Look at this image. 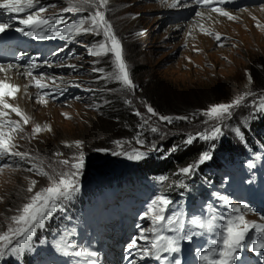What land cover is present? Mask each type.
I'll use <instances>...</instances> for the list:
<instances>
[{"label":"rangeland","instance_id":"obj_1","mask_svg":"<svg viewBox=\"0 0 264 264\" xmlns=\"http://www.w3.org/2000/svg\"><path fill=\"white\" fill-rule=\"evenodd\" d=\"M40 2L38 7L47 8V12L42 15L50 20L61 17L62 28L86 19L93 10L85 7L84 11L79 12L60 11L76 4L77 0ZM173 2L174 0H109L104 9L106 19L112 24L113 31L121 42L129 76L136 86L132 89H125L119 81L109 77V73L116 71L114 54L102 57L90 54L89 50L105 39L102 33L75 35L74 44L73 39L69 38L73 35H68L66 41L56 44L47 52L45 60L42 56L45 46L39 49L41 51L37 50L38 53L32 50L35 54L32 58L25 54V60H22L17 56L16 62L24 65H19L21 75L29 70L32 77L44 76L45 68L50 67L45 75L49 77L47 80H52L58 93L45 96L46 102L43 104L35 102L37 99L34 96L24 94L29 103L35 102L36 107L31 111L33 114L28 116L29 122L20 123L22 131L12 133V143L15 145L13 151L26 152L29 156L23 160L10 155L0 156V232L15 227L11 218L18 214V209L29 202L35 192L49 186L47 176L40 175L35 169L29 171L33 164L58 178L61 172L75 171L59 161H74V158L83 153V167L74 177L77 187L84 184L87 193L93 194L96 191L108 197V190H97L98 184L104 186L110 184L113 177L127 179L144 173V166L137 167L142 160L148 158L129 159L134 150H158L167 144L168 139L173 140V148L176 149L179 146L177 136L182 138L181 144L184 146L189 135L210 134L214 127L219 126L222 135L211 140L212 144L207 145L205 150L198 151L195 156L197 160L201 153H216L211 162L207 160L203 163L202 176L195 181V185L200 187L197 190L199 193L204 190L201 186L210 185L212 172L217 178L222 174V170H217L219 163L215 158L217 154L223 153L226 146L223 141L233 140L237 129H243L244 126H250L257 132L264 130V0H239L237 5H216L235 19L216 12L214 15L197 16L196 12H201V8L191 3V0H177L176 6H172ZM12 18L8 17L7 20ZM16 24H11L6 31L15 29ZM201 26L205 31L201 30ZM47 29L54 33L58 30L55 26H49L45 30ZM216 34H220V40L215 38ZM16 49H20L19 43ZM13 52L14 50L8 52L12 56L8 63L14 62ZM31 63L36 66L32 67ZM57 64L62 66L54 67ZM93 68L103 71H93ZM10 69L12 71L14 68ZM53 73L59 74L53 76ZM64 81L66 83L62 87ZM248 91L254 95L246 97L242 105L235 108L227 119L214 121L203 114L211 105L230 103L238 95ZM145 103L161 115L186 116L188 119L173 120L171 124L160 121L158 116L148 119L151 114L147 112ZM123 107L133 116L136 132H128L126 118L121 122L115 117L124 112ZM137 112L141 115H136ZM109 116L111 120L107 118ZM145 119H148L147 124H144ZM37 124L41 128L47 125L51 131L45 129L34 134L33 127ZM114 125L116 130L111 131L110 128ZM153 127L159 128V131L152 132ZM257 138L261 140L259 136ZM137 140H142L143 143H137ZM77 141L80 142L79 145L76 144ZM113 141L121 143L117 145ZM153 145L156 146L154 149ZM170 152L171 149L166 151ZM107 153H112L113 157ZM133 167L136 169H132ZM160 177L157 176L160 183L159 196L166 197L169 192L164 194V190L176 178L168 176L161 180ZM32 181L36 184L33 191L29 192ZM76 193L81 194L80 189ZM91 198L93 200L92 196ZM104 203L102 200L100 205L103 206ZM108 204L114 207L116 214H120L114 202L108 200ZM160 205L158 200L155 204L151 203L154 211H159ZM64 206L69 208V203ZM95 214L103 215L99 211ZM147 215L148 224L151 225L153 213H142L143 217ZM239 215H243L249 222L250 215L246 212L239 211L237 216ZM63 218L60 211L54 212L45 219L42 227L36 226L27 239L24 236L14 238L12 246L25 251L40 247L58 235L50 227ZM100 219L110 223V220ZM111 232H115L113 227ZM248 234L253 232L250 230ZM18 240H25V244L19 245ZM128 244L129 241L126 240L112 245L103 254L121 251ZM254 253L264 255V249ZM19 256L20 253L15 255L7 252L0 259V264H13Z\"/></svg>","mask_w":264,"mask_h":264},{"label":"snow or ice","instance_id":"obj_2","mask_svg":"<svg viewBox=\"0 0 264 264\" xmlns=\"http://www.w3.org/2000/svg\"><path fill=\"white\" fill-rule=\"evenodd\" d=\"M109 0H77L76 4L72 5L69 8H63L61 12L73 11L79 12L84 11L85 7L93 9L89 12V15L86 19H81L74 24L65 25L64 28L60 29V32L64 35H81L87 33L93 34H103L104 40L100 41L98 44L94 45L89 51L90 54L94 57H102L107 54H114V64L116 71L109 73L110 78H114L119 81L125 89H132L136 87L129 76V71L125 59L122 54V46L120 40L117 39L115 32L113 31V26L109 20L106 19L104 9L107 8ZM196 2L205 7L212 5H222L226 3V0H196ZM177 0H174L172 6H176ZM39 0H2L0 2V9L6 10L9 13H25L26 18L20 19V24L24 27L18 28L17 31L24 32L25 35H31L35 33L36 39H50L54 38L52 36L41 34V32L48 28L49 26L54 27L51 24V20L45 17L44 13L47 12V8L44 6H39ZM212 12H216L219 15L227 16L229 19H235L229 12L225 11L222 7L214 6L211 7ZM197 16H203V12H196ZM11 25L8 23H0V33H3ZM25 29H30L31 31H25ZM201 30L205 31L203 26ZM210 34V33H209ZM217 40L221 39L220 34H216L215 37ZM110 44V47H109ZM36 65L33 64L32 67ZM11 67V65H9ZM75 67V66H72ZM4 69L0 67V71ZM93 71H103V69L93 68ZM31 75V73H28ZM35 80L36 87L44 88L45 84L41 83L39 79ZM27 87V86H25ZM20 86L9 84L5 80H0V118L6 117L8 115L3 109H10L11 112L15 113L21 118L24 124L29 122L30 117L23 113L19 106H13L10 103H7L4 100L5 96L14 97L19 91ZM254 93L251 91L244 92L234 98L230 103H219L211 105L206 111L203 112L210 120L222 121L227 119L233 114V110L242 105L246 97L253 96ZM41 102H46L41 98ZM130 103V101H128ZM147 112L151 114L148 119H151L153 116H158L160 121L167 122L171 124L173 120H186V116H168L159 114L151 105L145 103ZM264 110V108H262ZM66 118L67 114H64ZM136 115H141L140 112H137ZM148 119L144 120V124L148 123ZM5 127L9 128V132L6 134L4 129ZM48 128L47 125L44 128H41L40 125H35L33 127V133H39ZM16 131H22L20 123L13 120H3L0 119V156H14L19 157L21 160L29 156L26 152L13 151L15 145L12 143V133ZM152 132H158L159 128H151ZM222 135L221 127L216 126L212 129L211 133L208 135L196 133L195 136L189 135L188 138L184 141L186 145H191L196 138L203 140H214ZM114 144L119 145L120 141H113ZM137 143H143L142 140H137ZM77 145L80 144L79 141L76 142ZM153 149L156 147L152 146ZM98 151H104V149H97ZM173 148L171 151H175ZM114 155L117 153H113ZM147 155L146 152H141L139 150H134L133 155H129V159L140 160ZM83 157L84 154L80 153L78 158H74V161L62 160L59 163L63 165L70 166L71 169H74L73 172H61L57 177L50 176L47 172L43 170L42 167H38L36 164H33L32 168L29 171L35 169L40 175L47 176L50 183L48 187L41 189L40 191L35 192L33 196L29 198V202L22 205L18 209V214L11 218L15 227H9L7 231L0 232V258L4 257L7 252L12 254H17L22 251L21 248L14 247L13 239L16 237L24 236L25 239L33 234V231L36 226H43L45 219L51 216L61 207V202L67 199H70L76 192L79 191L77 187V182L74 180V177L80 172L83 167ZM211 159V156L208 152L201 153L199 159L194 164H188L185 167L179 169V172L185 176L190 175L194 172L195 168L200 164H203L207 160ZM5 167H8L5 165ZM161 180H165L166 177H160ZM36 182L32 181L29 185L28 191L32 192L33 187ZM225 199L226 202L227 198ZM157 200L164 206H167L170 201L165 196L157 197ZM155 204L156 201H153ZM230 203V202H229ZM241 207L245 210L252 211L247 204L243 206L234 205L233 211L239 212ZM164 208L160 209V213L164 212ZM264 219V217H262ZM239 223H236V221ZM166 221V225H171L173 223L179 225L177 229L173 231L184 232L186 227L185 220L177 216L176 219H173V216H164L162 214H156L153 217V223L162 224ZM187 224L192 225L196 228L214 231L218 227L223 229L221 239L213 241L214 244L220 245L222 247L219 249L213 248L210 251L205 250L199 254L201 261L206 262V264H234L238 260L240 250L245 247V237L249 233L250 229H254L257 233L260 234L259 238L254 242L252 251H259L264 249V225L256 224L252 222L249 224L243 215H239L235 218H230L227 224L216 225L215 217L212 218H201L193 217L187 221ZM144 232H151L152 238L150 240L151 249H155L156 252H176L179 251V240L180 239H189L191 236L188 233H185L183 236L173 237V236H164L161 235L156 227L144 230ZM142 238L146 241H149V237L144 235L142 232ZM17 243L21 246L25 244V240H18ZM135 243V242H134ZM132 247V245H130ZM149 248H144L143 255H153V252ZM86 255L96 256L98 253L95 251L85 250ZM77 253V255L85 254ZM213 253H218L217 256H213ZM159 258V257H158ZM166 259V257H165ZM175 264H180L179 261H175Z\"/></svg>","mask_w":264,"mask_h":264},{"label":"bare ground","instance_id":"obj_3","mask_svg":"<svg viewBox=\"0 0 264 264\" xmlns=\"http://www.w3.org/2000/svg\"><path fill=\"white\" fill-rule=\"evenodd\" d=\"M228 0H226L227 3ZM0 2H2V0H0ZM40 0H39V4H40ZM191 3H193L194 5H197L199 8H201V12L204 13V15H214L215 12L211 11V7H214L216 5H212L209 7H205L203 5H200L196 2V0H191ZM8 17H13L12 19H10L9 21L7 20ZM26 18V14L25 13H9L6 10L0 9V23H8V24H13V23H17L16 27L14 30H17L18 28H20V19H24ZM56 33H54L53 31L51 32L49 29L47 30H43L41 32V34H53L54 36L57 37H61L60 35V31L59 30H55ZM53 37V36H52ZM17 43L18 41L6 46V53H5V57L0 59V67H2L4 70L0 71V80H5L7 83L9 84H14V85H19V91L16 93V95L14 97H8L5 96L4 100L7 103L12 104L13 106H19L21 111L23 113H25L27 116H30L31 114H33L32 110L34 109L35 106V102H38L39 104H43L44 102H41V98H43L44 100V89L47 86V81L44 82V76H38L35 77L36 79H39L41 81V83L45 84L44 88H38L36 87L35 84V80L33 79L32 76L28 75V73H30V71L28 70L27 72H24L23 75L19 74L21 73V71H19V65L20 64H15V62L12 63H8L12 60V56L8 53L10 50H14L17 47ZM41 47H44V45H39L37 47L38 51ZM36 48V46L32 45L31 43H27L24 45V49L23 50H19V54L21 56H24L26 54V56H28L30 53H32L31 51L34 50ZM44 54H42V56H44ZM23 60H25V57L23 58ZM8 63V64H7ZM9 65L13 66L14 69L11 71L9 67ZM32 84V87H31ZM27 86V87H25ZM28 93L29 95L34 96V99H37L35 102L33 103H29V99L28 97H24V94ZM45 101V100H44ZM31 102V101H30ZM36 107V106H35ZM0 109H2V105H0ZM5 112L8 113V115L6 117L0 118L3 120H13V121H18L19 123L22 124V120L19 116H17L15 113L11 112L10 109H3ZM32 111V112H31ZM5 132H9V128L5 127ZM3 185V184H2ZM98 262V261H97ZM94 263V264H97Z\"/></svg>","mask_w":264,"mask_h":264},{"label":"trees","instance_id":"obj_4","mask_svg":"<svg viewBox=\"0 0 264 264\" xmlns=\"http://www.w3.org/2000/svg\"><path fill=\"white\" fill-rule=\"evenodd\" d=\"M124 110V112L121 114H117V117L119 119V121L124 122L125 118L127 121V126L129 127L128 132L131 133L135 130L136 132V128H135V122L134 120H132L133 116L130 114L129 110L126 108H122ZM113 110V109H110ZM111 116L107 117L110 119ZM197 119L194 121V123H196ZM138 124V122H137ZM177 127V126H176ZM263 127H264V122H263ZM111 131L112 130H116L115 125L112 126V128H110ZM134 132V134H135ZM168 138V137H166ZM170 140V139H168ZM177 142L179 143V146L176 148L175 153H173L170 157L169 160H161L158 162H152V161H146L144 162V164H142L143 167V172H156V171H167L170 174H172L173 172H175L178 168L180 167H185L186 165L190 164L191 161H193L195 159L196 154L198 153V151H200L202 149V147L198 146V145H191V146H187V145H182L181 143L183 142L182 138L180 136H177ZM193 143H198L197 141H194ZM172 144L168 143L165 146L167 148H169ZM164 146V148H166ZM187 146V147H186ZM183 147H185L184 149H182ZM232 150H239L238 146L233 147ZM111 156L113 157L112 153H110ZM109 153H107V155H110ZM109 158H111L110 156H108ZM215 157V154L213 155V158Z\"/></svg>","mask_w":264,"mask_h":264}]
</instances>
